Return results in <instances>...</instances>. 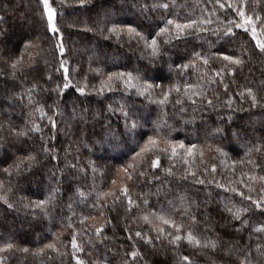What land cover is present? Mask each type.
Segmentation results:
<instances>
[{"label":"trees","instance_id":"1","mask_svg":"<svg viewBox=\"0 0 264 264\" xmlns=\"http://www.w3.org/2000/svg\"><path fill=\"white\" fill-rule=\"evenodd\" d=\"M50 3L57 34L39 0H0V264H77L74 237L85 264H188L183 256L192 264H239L249 251L264 264V233L254 232L264 210L252 203L264 198V53L250 30L235 26L243 23L238 9L264 17V3ZM162 3L170 7H152ZM169 19L196 24L177 36ZM129 26L149 39L169 31L156 37L153 55ZM115 73L134 79L109 80ZM145 82L153 87L140 94ZM149 137L157 146L142 151ZM50 196L44 208L34 206ZM236 209H247L241 220L248 224L233 218ZM188 231L217 247L170 243ZM132 251L140 253L135 260Z\"/></svg>","mask_w":264,"mask_h":264},{"label":"snow or ice","instance_id":"2","mask_svg":"<svg viewBox=\"0 0 264 264\" xmlns=\"http://www.w3.org/2000/svg\"><path fill=\"white\" fill-rule=\"evenodd\" d=\"M217 2H219V0H217ZM261 3H264V0H260ZM41 3H42V6H43V13L46 14V17H47V25H48V29L53 33V34H57V33H60V29L57 27V24H56V20H55V17H56V9H54L52 7V4L50 3V0H41ZM80 3L83 4L84 3V0H80ZM241 3H243L245 5V7L247 6V3H248V0H241ZM147 7V6H146ZM152 7H160V8H163V9H168L170 6L168 3H162V4H159V5H153ZM238 14L239 16L243 19V23H240V24H236L235 26L236 27H239V28H244L245 32H248L250 30L251 32V35H252V38L254 40H256V47L260 50L261 53H264V40H261L259 38V36L257 35V22H260L261 26H260V33L261 34H264V17H261L260 15L256 14L255 15V19L253 18L252 15H246L245 11L243 8H240L238 9ZM196 24V21H189L187 23H184V24H181V23H178L176 22L175 20H172V19H169L167 20V25H174L175 26V29H176V32H177V36H179V34L183 33L186 29H189V28H192L194 25ZM109 31H112V32H115L117 31L116 27L113 26L112 29H109ZM169 29L166 27L164 28H161L159 30V32L156 34V36H152L150 39L148 37H145L143 36L141 33L137 32L136 29L132 28L131 26L128 27V32L130 34V36L132 34H135V36L139 37L140 39L144 40V43L147 47H150L152 49V54L155 55L158 53L159 51V47H158V41H157V36L161 35V34H164L166 32H168ZM232 32V29L231 28H228L227 29V33H231ZM32 42L31 41H28L26 43V47L31 44ZM58 47L60 48V52L61 54L64 53L65 49L63 47V40H62V34H61V40H60V43L58 45ZM196 55H199L198 53ZM224 59L230 61L231 63L235 64V65H243L244 61L243 59H241L240 57H234V56H225ZM19 61L15 62L12 64V67L15 68L17 66V63ZM205 63H207L208 61L205 60L204 61ZM64 64L63 62L61 63V67H63ZM185 67H187V65H185ZM67 73H68V70L67 68L64 69V75H65V83L63 85L64 88H68L69 87V82L67 81ZM125 75H127V80L125 81V83H127L128 81H131L132 79H134L132 77V74L131 73H127V74H124V73H115V74H112L110 77H109V80L112 79V76H115L117 79H122ZM49 79H51V77H49ZM138 79V78H137ZM59 88V85L57 86ZM153 87V85L145 82V86L144 88L140 91V94H143L145 91H147L149 88ZM225 88H227V85H225ZM78 92H80L81 94L84 93L85 89L82 88V87H78L76 89ZM111 90V89H110ZM175 90L179 91V86H175ZM245 92L247 93L248 97L250 98V101H251V104L252 106H257L260 104V101L258 100V97L257 95L254 93L253 89L252 88H247L245 89ZM167 93L165 94V99L167 98ZM242 97L244 96V93H241L240 94ZM164 101H161V103H163ZM231 103V102H229ZM42 113H43V109H39ZM122 110V109H121ZM125 115H127V113H125ZM50 122L52 124L53 127H55V121L54 120H51L50 118ZM133 128L136 127V124L135 122L132 123L131 125ZM36 131H39L40 129L37 127L35 129ZM27 133L25 132H21L20 135H26ZM157 146V141L152 138V137H149V140L148 142L146 143L145 145V148L142 149V151H147L149 150L150 147H155ZM181 147H183V144H181ZM192 147H195L194 145ZM256 150L259 151L260 150V147L259 146H256ZM45 151H48L47 148H45ZM191 151L192 149L189 148L188 149V152L189 154H191ZM251 151V150H250ZM173 153H175V148H173ZM28 159L32 160L34 159V157H28ZM250 163H252L250 161ZM153 167H158L159 166V158L156 159V161L153 163L152 165ZM17 167H19V165H17ZM95 171V169H93ZM170 172V170H168ZM141 175H143V173H141ZM254 178V177H253ZM128 179H132V176L131 174L128 175ZM261 180H264V177H260ZM200 183H203V181H199ZM233 191H235V189H233ZM123 194L125 196H127L128 194V188L125 186L124 189H123ZM81 195H83V193H81ZM241 196H243L244 194L243 193H240ZM53 197H49L48 200H40V201H37L35 203V207H40V208H44L45 205L47 203H49L51 201ZM0 199H4L3 197H0ZM117 199H119V197H117ZM248 200L252 201V197L251 196H248L247 197ZM7 202V201H5ZM128 202H129V205H132L134 202L131 200V197H128ZM146 202V201H145ZM254 207L258 208V209H262L264 210V198H261L259 200H255V201H252ZM9 207H12V205H9ZM130 210V209H129ZM229 211H232L231 209H229ZM247 209H236L232 214H233V218L236 219V220H240L241 221V225H246L248 224V221L247 220H241V215L243 212H246ZM146 221L148 220V217L145 216L143 217ZM160 220L163 221V223L165 224H169V223H172L174 227H177V231H179V227L175 225L174 221L170 220V219H167L165 218L164 216H159L158 217ZM193 220H195V217H193ZM103 229L102 227H98L96 228V233L97 235H100L102 233ZM160 232H163V229H159ZM254 232L256 233H264V224H262L261 226L257 227L254 229ZM135 235L137 237H142V234L140 232H136ZM171 235V234H170ZM131 238V237H129ZM159 237H157L158 239ZM182 239H185L188 241L189 244H193L195 246H203V247H211L213 249H215L217 247V243L216 241H212V240H209V241H206L202 244V241L197 237L195 236L192 231H188L187 232V235L186 236H180V235H175L172 237L170 243H173V244H176L177 246H179V242L182 240ZM146 242L147 243H151L152 242V237H146L145 238ZM8 248H11L12 245H7ZM46 247H49V248H53L54 245L52 244H49L47 245ZM72 247L75 251H80L82 252L83 251V248L77 243L75 237L73 238L72 240ZM257 251H260L261 249V246L260 245H257ZM24 251H28L27 249H24ZM75 251L73 252V255L75 256V259H76V262L77 264H85V261L80 259L79 256H76L75 255ZM140 253L138 251H132L131 252V257L133 260L136 259V257L139 255ZM251 256V252H246L244 253V256L242 259H240L239 261V264H254V261L253 259H250L249 257ZM182 260L183 261H186L188 262V264H192L189 256H183L182 257Z\"/></svg>","mask_w":264,"mask_h":264},{"label":"rangeland","instance_id":"3","mask_svg":"<svg viewBox=\"0 0 264 264\" xmlns=\"http://www.w3.org/2000/svg\"><path fill=\"white\" fill-rule=\"evenodd\" d=\"M40 1V3H41V0H39ZM41 5H42V3H41ZM43 7V6H42ZM44 15H45V19H46V22H47V17H46V14L44 13Z\"/></svg>","mask_w":264,"mask_h":264}]
</instances>
